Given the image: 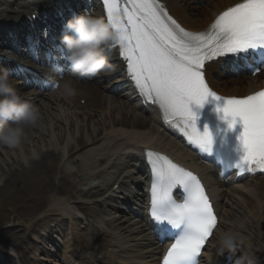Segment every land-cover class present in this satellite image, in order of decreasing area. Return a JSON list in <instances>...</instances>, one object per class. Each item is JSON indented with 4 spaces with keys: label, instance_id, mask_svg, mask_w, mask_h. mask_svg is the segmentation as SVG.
I'll list each match as a JSON object with an SVG mask.
<instances>
[{
    "label": "bare ground",
    "instance_id": "obj_1",
    "mask_svg": "<svg viewBox=\"0 0 264 264\" xmlns=\"http://www.w3.org/2000/svg\"><path fill=\"white\" fill-rule=\"evenodd\" d=\"M41 1L0 0V18L9 17V12L13 11L20 15L23 10ZM62 1L68 4L66 8L77 5V0ZM199 1L208 3L199 5L194 0H160L183 27L197 31L206 29L217 14L241 0ZM83 2L90 4V0ZM92 7L94 16L104 19L98 10V3L94 2ZM0 32H6L5 26H0ZM113 50V53L112 48L106 52L108 57H112L110 64L113 70L102 73L97 81L74 80L77 89L74 97L61 96L57 91L35 95L34 99L40 105L37 125L26 130L27 137L20 148H0V199L13 187L14 191H28L31 202H37L36 206L40 208L45 205L52 191L56 194L76 192L74 195L78 200L74 202L55 200L53 203L58 215H64L72 223L74 238L70 244L74 249L70 254L64 253L61 256L65 264H159L158 254L162 246L140 207H130L127 213L116 211L120 213L118 217L111 209L110 212H104L106 216L98 220L95 242L78 232L76 224L80 218L75 213H79L78 210L87 216L91 213L87 205L78 202L83 197L93 200L91 203L99 206V209L106 206L114 209V201L123 198L113 186L118 182L120 186L143 182L147 174L143 152L147 147L156 148L175 155L200 171L210 186L221 220L216 236L204 254L207 264H227L224 254L218 255L214 247L223 230H232L237 234L236 263L248 252L260 264V258L264 256V242L260 237L264 235V175L250 176V179L229 184L218 179L209 165L184 148L173 131L164 126L156 110L146 106L137 96L124 73L123 63L117 60L116 49ZM0 63L11 66L8 70L12 69L19 77L10 76L15 82L14 87L17 90L23 89L22 75L26 74L27 65L11 62L1 56ZM211 64L215 67L207 66L209 83L227 95H241L264 85V72L256 77H238L230 73V67L218 70L220 63ZM1 70L7 71L3 67ZM31 93L27 91L22 94L34 104ZM33 150L39 154V159H30ZM25 158L30 163L25 164ZM59 159L63 160L62 166L58 165ZM54 172H60L58 178L54 177ZM95 180L97 182L93 185ZM134 195L135 200L143 197L141 194ZM27 197L26 194L21 196L22 201L25 202ZM50 217L53 216L48 214L44 219ZM35 237L38 238V235ZM0 240L12 246V259L15 260L17 254L19 259L23 258V253L14 247H21L23 238L17 240L14 232L12 236L0 232ZM43 251L47 255L49 250L44 247ZM6 259L11 264L9 258ZM69 259H73V262L67 263ZM241 264H249L248 259L241 260Z\"/></svg>",
    "mask_w": 264,
    "mask_h": 264
},
{
    "label": "snow or ice",
    "instance_id": "obj_2",
    "mask_svg": "<svg viewBox=\"0 0 264 264\" xmlns=\"http://www.w3.org/2000/svg\"><path fill=\"white\" fill-rule=\"evenodd\" d=\"M108 23L120 35L119 55L127 64V76L145 102L159 106L166 123L178 126L191 145L210 151L213 138L201 133L189 105L203 106L207 98L222 97L205 80V66L220 57H235L249 73L264 71V0H241L222 11L203 32L185 30L160 0H103ZM256 57L249 63V56ZM224 119L229 128L241 123L239 137L244 156L237 174L264 172V91L243 98H223ZM220 110V109H218ZM151 166L150 216L178 226L187 219L193 235L175 239L163 264H198L206 241L217 225V216L201 181L190 171L152 151L145 153ZM162 182L166 186L162 187ZM188 185L190 197L164 212L175 186Z\"/></svg>",
    "mask_w": 264,
    "mask_h": 264
},
{
    "label": "clouds",
    "instance_id": "obj_3",
    "mask_svg": "<svg viewBox=\"0 0 264 264\" xmlns=\"http://www.w3.org/2000/svg\"><path fill=\"white\" fill-rule=\"evenodd\" d=\"M66 33L60 43L67 53L70 71L62 82L53 84V91L61 96L71 98L77 94L74 87V77H95L101 73L113 70L106 52L112 46L120 45V35L111 24L104 19L93 16L85 11L70 19L65 25ZM9 58L11 53H4ZM9 73H0V148L17 149L27 137V129L37 125L40 120V110L37 105L24 99V94L17 91ZM31 160L39 159V154L33 150ZM25 164L30 163L28 158ZM237 234L232 230H223L215 242L217 254H232L235 252ZM246 257L241 258V260ZM241 260L237 264H241ZM249 264L253 262L249 261Z\"/></svg>",
    "mask_w": 264,
    "mask_h": 264
},
{
    "label": "rangeland",
    "instance_id": "obj_4",
    "mask_svg": "<svg viewBox=\"0 0 264 264\" xmlns=\"http://www.w3.org/2000/svg\"><path fill=\"white\" fill-rule=\"evenodd\" d=\"M56 174V176H57V173H55ZM13 188V187H12ZM23 192H25V190H22ZM10 191H8V193H9ZM8 193H4L3 195V201H6V199H7V196L5 195V194H8ZM15 196H16V200L15 201H12V202H17V204L20 202V196H18L17 194H15ZM10 199H12V200H14L15 199V197L13 196V195H11L10 196ZM0 204L2 205L3 204V202H1L0 201ZM53 207V205L52 204H49V205H46V209L44 210V212H39L36 216V218H34V219H31L29 216L31 215V213H28V212H26L25 214H21V213H19L18 211H10L9 213H8V219H10V221H6L5 223H3L2 224V226H0V232L1 231H5V230H11V229H13V228H15V227H12V226H14L13 224L14 223H19V222H21V220L24 218V222H25V224H24V226L22 227V229L20 230V238H24L25 239V241L27 242V243H29L30 241H31V239H32V237L33 236H31L30 237V239H29V235L27 236L26 235V233H25V230H24V227L25 226H27L28 228L30 227V226H33L34 225V228L35 227H37V225H39V224H41L42 222H43V220L44 219H40V218H44L46 215H48V213H49V211H51L52 208ZM7 208V207H6ZM51 209V210H50ZM4 215V212L1 210V208H0V217L1 216H3ZM21 217V219L19 220V218ZM25 217H27V218H25ZM37 219H39L38 221H37ZM37 221V222H36ZM46 222V221H45ZM29 240V241H28ZM31 244H33L32 243V241H31V243H29V244H27L26 245V243L25 242H23L22 243V245H23V247H27V246H31ZM4 247H7V246H3V248Z\"/></svg>",
    "mask_w": 264,
    "mask_h": 264
}]
</instances>
